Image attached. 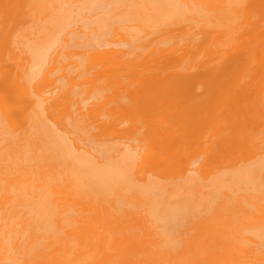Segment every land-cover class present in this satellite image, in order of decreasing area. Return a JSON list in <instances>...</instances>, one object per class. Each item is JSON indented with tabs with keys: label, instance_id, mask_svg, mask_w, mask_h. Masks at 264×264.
I'll return each mask as SVG.
<instances>
[{
	"label": "bare ground",
	"instance_id": "1",
	"mask_svg": "<svg viewBox=\"0 0 264 264\" xmlns=\"http://www.w3.org/2000/svg\"><path fill=\"white\" fill-rule=\"evenodd\" d=\"M48 1L0 0V264H264V221L254 222L264 197L238 196L264 190V33L248 23L261 0H224L229 14L185 0H83L76 14L94 17L79 29L71 7ZM39 9L49 16L38 33L51 29L28 37ZM188 14L210 19L215 36L127 51L113 30L124 20L139 23L121 29L134 41L140 28L163 36ZM61 34L84 52L52 79ZM222 44L232 52L208 55Z\"/></svg>",
	"mask_w": 264,
	"mask_h": 264
},
{
	"label": "rangeland",
	"instance_id": "2",
	"mask_svg": "<svg viewBox=\"0 0 264 264\" xmlns=\"http://www.w3.org/2000/svg\"><path fill=\"white\" fill-rule=\"evenodd\" d=\"M184 2L188 5V10L194 9L195 7L200 5V6L206 8L207 10H209L211 13H214V14H229V13H231L230 11L222 8L224 0H185ZM203 2L205 4H203ZM259 2H264V0H261L258 2L256 1V2H253L252 4H250L249 11H251L250 12L251 14L248 13V15H249L248 23L251 24V26H250L251 28L256 27V29H260V31L262 33H264V20H262V19H264V17L262 19H259L260 13L264 12V7H260L257 4ZM82 3H83V0H49L47 3V6L52 11L54 10V6H60V7H64V8L71 7V9H72L71 12L74 14L71 19L77 21V24L75 26H73L72 28L73 29H79V28H81L82 21L85 18L88 19V18L94 17L93 14H90L87 12H80L79 14H81V15L78 18L77 15H79V14H76L77 13L76 8H80ZM111 8H113V6ZM103 12H109V10H104ZM117 15L118 14L116 12L115 16H117ZM47 16H49V13H47L45 11L42 12L41 9L36 11L35 15L33 16L34 21H32V24L31 25H25L26 32L29 33L28 37H33L34 35H36L38 33V31L40 29V26L38 27L39 22L41 21L42 18L44 20H47ZM84 21H83V23H84ZM181 22H183V23L177 24V26H173L172 28H170V32L168 34L163 35V36L162 35L159 36L157 33L153 32L149 28H140L139 32L137 33L138 35L135 34L137 36V38H135L136 39L135 41L131 37H128V35L129 34L133 35V33L130 32V28L138 26L139 25L138 22L132 23V22H126V21L122 20L121 22H117V24L114 25L113 30H118V32H120L121 36H122V34L127 35L126 36L127 40L123 42L127 45V48H124L127 51L131 50L133 46H138L140 44H148L147 48L151 49L154 46H156V44L159 41L164 42V40L167 38L170 39V42L172 43V45L177 44V50H180V49L184 48V46H182L183 42H185V44H188V42L193 43V44H197L200 42V40H202V38L206 34L211 35L213 37L215 36L214 34L212 35V32L215 30V29L213 30V28H216V27L211 26V21L208 18H204V17L200 18L199 16H191V14H188L185 16V20L181 21ZM43 23L45 24V28H44L42 34L38 33L39 35H43L44 33H45L44 35H46L48 33V30L51 29L49 21H45ZM221 23H227V22H226V20H219L218 24H221ZM225 27L226 26L224 25V28ZM121 29L122 30L127 29L126 31L129 32V34L121 31ZM216 29H218V28H216ZM254 31H256V30H254ZM247 36H249V33L246 35H243L242 39L247 38ZM75 38H76V40H74V44H79L80 43L79 37L76 36ZM58 39L60 40V43L57 46V49H58L57 54L62 51V53H61L62 59L60 58V62L62 63V65L57 68V70L54 73V76H52V79L62 77L68 71V68H67L68 65L69 64H75L77 62L76 61L77 60L76 54L79 52H82V51L84 52V50L81 48H76V47L67 48L66 46H68V41H66L67 40L66 35L62 36V34H61ZM220 41H221V38L219 39V42ZM131 42L133 43V46H132ZM150 43H153V44L149 45ZM223 44L221 47L218 46L216 49H213V47L212 48L208 47V50H207L208 55H213V53H214L216 56L217 55L220 56L224 53H231L232 47H234V46L223 45ZM68 54L71 55L70 58L67 57ZM65 55H66V57H64ZM256 58H257V64L255 66L256 69L260 68L261 65L264 67V60H263L262 56L258 54ZM256 79H257L256 83L258 84V86H260L261 94L264 95V72L259 71V76ZM89 96H90L89 92H87V90H86L82 94V97H76V98L84 99V98L89 97ZM263 100H264V97H263ZM92 103L93 102H91L90 104H92ZM68 129H69V126H68ZM72 130L74 131L75 129H72ZM80 133L81 134H78V135H80L82 137L84 136V138H86L85 134H83L82 132H80ZM73 138H75V137H73ZM98 141L101 143L103 141L109 142L107 148H110V149L114 148V146H115V144L114 145L112 144V142H111L112 140L110 138H106V139L100 138V140L98 139ZM98 144H100V143H96L95 145H93V147L97 148ZM80 146L85 147L82 144H80ZM1 147H2V145H1ZM91 147L92 146H90V144L87 143V147H85L84 149H88V151L92 152L93 150H91L92 149ZM92 153L95 155L94 152H92ZM198 157H202V158L199 159ZM196 158H198V164L197 165H199V163L201 164L204 161V157L198 156V154L194 156V159H196ZM2 164L4 166H7L8 161L5 160L1 163V165ZM210 178H213V176H211ZM3 186H4V184H3ZM140 186H143V185H140ZM220 187H221V185H220ZM225 191H229V190L225 189V190L220 191L219 192L220 194L215 199V201L213 202V200H211L209 205L206 208H203L202 214L199 215L200 218L207 217V214L205 211H207V209L209 207H213V205L216 202L218 205L219 202L222 200L221 197L225 196V195H223L225 193ZM250 191L251 190L243 191L238 196H243V197L249 198V200L254 202V203L258 202L262 197H264V190L261 192H258L256 194H253L256 199H254L248 195ZM257 219L256 218L254 219V222L257 224L262 223L264 221V220H260V219L257 220ZM187 227L188 226L183 228V230L186 229ZM160 233H161V230H158V228H152L151 227V235L152 236L154 235V238L158 239V236L160 235ZM253 239L257 240L255 237H253ZM169 260L172 262L173 259H169ZM255 262H256V260L252 259L250 262L247 261L246 264H254ZM174 263L177 264V260H175Z\"/></svg>",
	"mask_w": 264,
	"mask_h": 264
}]
</instances>
